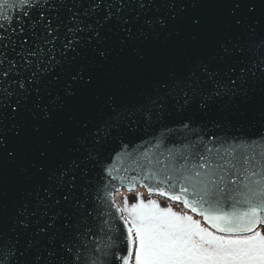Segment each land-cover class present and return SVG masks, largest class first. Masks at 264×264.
<instances>
[{"label":"snow or ice","instance_id":"snow-or-ice-1","mask_svg":"<svg viewBox=\"0 0 264 264\" xmlns=\"http://www.w3.org/2000/svg\"><path fill=\"white\" fill-rule=\"evenodd\" d=\"M0 264H264V0H0Z\"/></svg>","mask_w":264,"mask_h":264},{"label":"water","instance_id":"water-1","mask_svg":"<svg viewBox=\"0 0 264 264\" xmlns=\"http://www.w3.org/2000/svg\"><path fill=\"white\" fill-rule=\"evenodd\" d=\"M122 166L127 168V171L119 172L117 174V176H118L117 180L113 182L114 186L111 189V195H110V200L113 203L112 211L115 212L116 207H118L116 204V201H115V194L118 191L126 190L127 192H132L138 188H141V189H145L149 195H160L158 192H155V191L150 193L148 190V187L144 186V185H147L149 183H152L153 187H155L154 182H150L147 180H141L139 178V176H138L136 181L131 180V177L133 175H137L138 173H140V169L133 163L132 160L126 159L125 161L122 162ZM118 167H121V165H118ZM160 196H163V195H160ZM163 197L169 199L168 196H163ZM175 203H178V202H175ZM178 204H182V203H178ZM117 215H119V214L117 213Z\"/></svg>","mask_w":264,"mask_h":264},{"label":"rangeland","instance_id":"rangeland-1","mask_svg":"<svg viewBox=\"0 0 264 264\" xmlns=\"http://www.w3.org/2000/svg\"><path fill=\"white\" fill-rule=\"evenodd\" d=\"M138 197H141L143 198V200L145 202H147L148 200H155L157 201V203H159L161 205V207H168V206H171L173 207V210L174 211H184L182 209L181 206L179 205H176V204H172L168 201H165L164 199L162 198H159V197H156V196H148L145 192L143 191H136L134 193H127L126 191H118L116 194H115V201H116V204L118 207H123V203H124V200L125 198H127L128 200V204L129 206H131V204L133 203H137V198ZM197 218V217H196Z\"/></svg>","mask_w":264,"mask_h":264},{"label":"trees","instance_id":"trees-1","mask_svg":"<svg viewBox=\"0 0 264 264\" xmlns=\"http://www.w3.org/2000/svg\"><path fill=\"white\" fill-rule=\"evenodd\" d=\"M136 191H143V192H145L148 196H152V195H149V194L146 192L145 189H140V188L137 189V190H135V191L127 192V193H134V192H136ZM156 197H159V196H156ZM159 198H162V199H164L165 201H168V202H170V203H172V204L179 205V206L182 207V209H183L184 211H188L187 209H184V207H183L182 205H180V204H177V203H175V202L169 201V200H167V199H165V198H163V197H161V196H160ZM189 214H191V213H189ZM197 219H200V218L197 217Z\"/></svg>","mask_w":264,"mask_h":264}]
</instances>
